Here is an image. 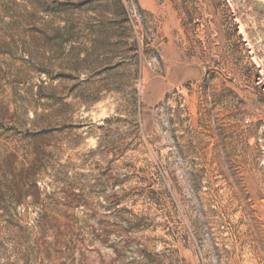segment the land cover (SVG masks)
<instances>
[{"label": "rangeland", "instance_id": "obj_1", "mask_svg": "<svg viewBox=\"0 0 264 264\" xmlns=\"http://www.w3.org/2000/svg\"><path fill=\"white\" fill-rule=\"evenodd\" d=\"M0 264H264V0H0Z\"/></svg>", "mask_w": 264, "mask_h": 264}]
</instances>
